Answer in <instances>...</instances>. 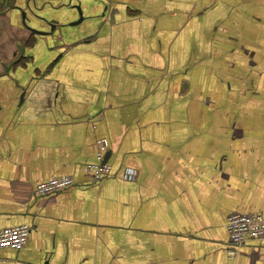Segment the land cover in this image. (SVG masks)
<instances>
[{
  "label": "crops",
  "instance_id": "crops-1",
  "mask_svg": "<svg viewBox=\"0 0 264 264\" xmlns=\"http://www.w3.org/2000/svg\"><path fill=\"white\" fill-rule=\"evenodd\" d=\"M7 2L0 230L32 234L0 264H264V239L231 257L227 228L264 212V0Z\"/></svg>",
  "mask_w": 264,
  "mask_h": 264
},
{
  "label": "built area",
  "instance_id": "built-area-1",
  "mask_svg": "<svg viewBox=\"0 0 264 264\" xmlns=\"http://www.w3.org/2000/svg\"><path fill=\"white\" fill-rule=\"evenodd\" d=\"M109 148L108 139H99L97 141L96 162L83 166L84 172L94 182H101L112 172L111 166L105 161ZM136 175L134 171L129 170L125 178L134 179ZM76 184V180L71 175L56 176L37 184L32 194L38 198L51 197L63 190L74 187ZM227 228L232 245L229 255L235 257L250 240L264 239V212L255 214L233 213L228 218ZM31 234L32 226L28 224L4 228L0 230V249L13 248L21 250L28 244Z\"/></svg>",
  "mask_w": 264,
  "mask_h": 264
},
{
  "label": "water",
  "instance_id": "water-1",
  "mask_svg": "<svg viewBox=\"0 0 264 264\" xmlns=\"http://www.w3.org/2000/svg\"><path fill=\"white\" fill-rule=\"evenodd\" d=\"M8 4H9V0H8V2H7V6H8ZM23 18H24V21H25V23H26L27 18H28V15H27L26 12L23 13ZM82 19H83V15H82V12H81V20H82ZM76 23H79V22H76ZM53 27H54V26H53ZM37 32H40V31H37ZM40 33H45V32H40Z\"/></svg>",
  "mask_w": 264,
  "mask_h": 264
},
{
  "label": "flooded vegetation",
  "instance_id": "flooded-vegetation-1",
  "mask_svg": "<svg viewBox=\"0 0 264 264\" xmlns=\"http://www.w3.org/2000/svg\"><path fill=\"white\" fill-rule=\"evenodd\" d=\"M21 61V57H19L15 62H13V63H18V62H20Z\"/></svg>",
  "mask_w": 264,
  "mask_h": 264
}]
</instances>
